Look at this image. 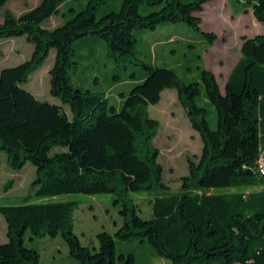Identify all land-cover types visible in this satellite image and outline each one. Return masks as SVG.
<instances>
[{
  "label": "trees",
  "instance_id": "16d2710c",
  "mask_svg": "<svg viewBox=\"0 0 264 264\" xmlns=\"http://www.w3.org/2000/svg\"><path fill=\"white\" fill-rule=\"evenodd\" d=\"M7 1L0 0V7ZM74 1L41 0L20 15L7 10L0 21V40L25 35L33 44L26 60L0 71V167L2 153L14 169L29 161L36 166L35 200L0 205L8 224L0 264H40V252L25 244L27 233L31 239L61 234L81 264H116L117 256L123 264H133V254L117 255L115 238L148 239L154 254L171 264H264V191L210 192L264 183L256 164L261 151L264 156V33L243 38L241 56L223 93L209 69L202 70L201 82H185L173 68L136 55L135 30H154L163 22L199 28L198 13L211 0H122L119 9L101 16L99 10L108 0H87L84 6ZM145 3L158 8L143 14ZM244 7H251L264 22V0H247ZM57 13L63 22L46 26ZM204 35L211 43L216 37L214 32ZM99 39L106 42L118 68L136 62L147 71L129 93H120L119 106L109 101L108 91L83 89L72 81L70 71L80 64L74 59L75 44ZM53 48L50 92L70 106L72 115L23 86ZM201 84L216 109V128L210 125L209 110L198 103ZM165 88L177 90L203 140L201 156L190 160L177 193L163 180L153 142L160 123L148 112ZM71 192L119 197L115 202L121 203L123 223L114 233L100 231L98 247L83 245L74 231L75 202L54 199ZM145 192H155L150 218L139 214L133 195Z\"/></svg>",
  "mask_w": 264,
  "mask_h": 264
},
{
  "label": "rangeland",
  "instance_id": "374dc122",
  "mask_svg": "<svg viewBox=\"0 0 264 264\" xmlns=\"http://www.w3.org/2000/svg\"><path fill=\"white\" fill-rule=\"evenodd\" d=\"M247 0H213L206 4L200 27L189 25L186 22H163L156 29H137L134 34L137 38L136 55L148 63L158 66L171 67L177 71L185 82H201V72L204 68L214 72L221 91L224 93L228 76L241 56V45L244 37H251L264 33V22L257 20L251 7H244ZM41 0H8L0 7V21L5 12L11 11L15 15L35 7ZM76 2V4H75ZM87 0H75V5L84 6ZM122 0H108L99 10L98 16L107 10H117ZM64 4L60 6V12ZM154 8L149 4L141 6V13L146 14ZM63 22L61 13L54 14L44 24L50 28ZM204 32H214L216 37L211 43ZM77 41L75 44V58L80 62L77 68L71 69L73 84L83 89L93 88L99 91H108L109 101L117 106L121 103L120 93H129L131 88L142 81L147 71L136 62H129L127 67L118 68L116 61L109 54L106 42ZM32 43L26 36H18L0 40V68L13 66L26 60L30 54ZM56 58V50L51 49L49 56L41 66L35 69L23 86L35 93L39 99L56 102L71 112L70 106L64 104L60 98L50 92L49 69ZM119 76V79L115 78ZM202 93L198 103L209 110L208 118L212 128L217 127V112L213 104ZM151 117L158 119L160 125L153 139L159 150L158 161L163 167V180L171 192L181 190L182 176L189 172L190 160L198 161L203 140L200 134L192 127L181 105L175 88H165L158 103L149 105ZM70 115H72L70 113ZM61 149V148H58ZM262 151L256 164L261 157ZM261 176L264 177L262 174ZM260 176V178H262ZM36 177V166L27 162L21 169H14L7 162L5 153H2L0 167V205L22 204L26 200H35L32 181ZM260 192L264 191V183L248 188H219L210 192ZM139 204V214L145 218L152 216L150 200L155 192L133 194ZM119 198L115 193L86 194L71 192L55 196L56 200L73 201L72 211L74 231L83 245L98 247L97 234L102 230L114 233L123 223L120 213L121 203L115 202ZM8 224L5 216L0 212V244L8 240ZM117 255L133 254V264H171L167 258L154 254L148 239L121 240L115 238ZM25 244L40 252V264H81L70 255L64 237L45 236L30 238L26 234ZM116 264H123L120 258Z\"/></svg>",
  "mask_w": 264,
  "mask_h": 264
},
{
  "label": "built area",
  "instance_id": "2783aa9c",
  "mask_svg": "<svg viewBox=\"0 0 264 264\" xmlns=\"http://www.w3.org/2000/svg\"><path fill=\"white\" fill-rule=\"evenodd\" d=\"M258 165H257V169L259 171V173L262 175H264V156L263 154H261V157L258 160Z\"/></svg>",
  "mask_w": 264,
  "mask_h": 264
},
{
  "label": "crops",
  "instance_id": "0c3cea01",
  "mask_svg": "<svg viewBox=\"0 0 264 264\" xmlns=\"http://www.w3.org/2000/svg\"><path fill=\"white\" fill-rule=\"evenodd\" d=\"M211 1H213V0H211ZM210 2V1H209ZM208 2H206L205 4H204V7L206 6V4H207ZM204 11V10H203ZM20 37V36H19ZM32 49H33V46L31 47V50H30V54H31V52H32ZM29 54V55H30ZM2 70V68H0V71ZM33 92V91H32ZM35 94V93H34ZM36 95V94H35ZM37 96V95H36ZM38 97V96H37Z\"/></svg>",
  "mask_w": 264,
  "mask_h": 264
}]
</instances>
